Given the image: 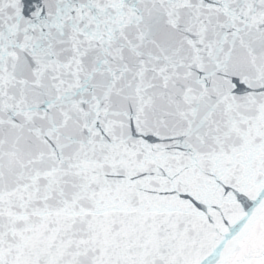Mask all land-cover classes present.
<instances>
[{
    "label": "snow or ice",
    "instance_id": "snow-or-ice-1",
    "mask_svg": "<svg viewBox=\"0 0 264 264\" xmlns=\"http://www.w3.org/2000/svg\"><path fill=\"white\" fill-rule=\"evenodd\" d=\"M0 264H264V0H0Z\"/></svg>",
    "mask_w": 264,
    "mask_h": 264
}]
</instances>
